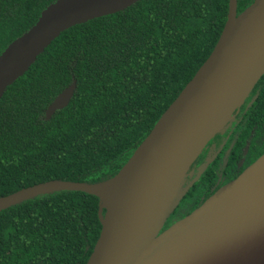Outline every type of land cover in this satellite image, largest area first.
I'll return each instance as SVG.
<instances>
[{
	"label": "trees",
	"instance_id": "trees-1",
	"mask_svg": "<svg viewBox=\"0 0 264 264\" xmlns=\"http://www.w3.org/2000/svg\"><path fill=\"white\" fill-rule=\"evenodd\" d=\"M57 1L0 0V55ZM253 2L238 0V13ZM228 9L229 0H138L63 31L0 97V197L50 180L113 178L209 57ZM74 81L69 104L46 118ZM232 116L237 156L251 136L260 157L264 73ZM224 151L200 163L188 193L202 188L203 197L192 208L224 175L216 167ZM101 207L94 194L53 190L1 209L0 264H87L102 231Z\"/></svg>",
	"mask_w": 264,
	"mask_h": 264
},
{
	"label": "water",
	"instance_id": "water-1",
	"mask_svg": "<svg viewBox=\"0 0 264 264\" xmlns=\"http://www.w3.org/2000/svg\"><path fill=\"white\" fill-rule=\"evenodd\" d=\"M136 1L58 0L51 4L42 12L36 24L0 55V97L63 31L115 13ZM237 5L238 0H229L225 26L209 57L161 115L126 164L113 178L95 183L108 182L122 172L131 177V215L140 236V240L128 242L117 255L104 254L96 264H220L227 257L235 258L239 264H264V195L244 187L245 176L254 162L238 177L217 189L199 207L163 229L178 202L176 196L191 163L206 143L223 129L264 70L255 76L247 92L230 113L223 114L225 122L205 140L189 162L170 200L160 204L156 199L157 179L174 143L190 126L198 124L204 111L212 109V100L219 93L217 88H223L224 82L232 79L231 70L235 67L246 29L255 24L260 33L264 32V0H254L241 13H238ZM75 88L76 81L56 96L46 110V118H51L56 110L69 104ZM49 183H55L56 186L30 194L0 210L53 190H79L99 196L93 191L95 184L50 180L22 188L0 199ZM103 207L99 210L102 231L87 264H92V257L100 242L104 250H110L112 246L106 222L109 214L106 207L105 215L102 214Z\"/></svg>",
	"mask_w": 264,
	"mask_h": 264
},
{
	"label": "bare ground",
	"instance_id": "bare-ground-1",
	"mask_svg": "<svg viewBox=\"0 0 264 264\" xmlns=\"http://www.w3.org/2000/svg\"><path fill=\"white\" fill-rule=\"evenodd\" d=\"M262 70H264V32L260 33L255 24H251L246 29L240 43L235 67L231 70L232 79L224 82L223 88L221 86L217 88L219 93L212 100V109L204 111L198 119V124L190 126L168 153L156 184V199L160 204H165L174 195L189 162L205 140L214 131L220 129L226 120L222 119L223 114L228 115L232 108L240 102L255 76ZM71 185L64 184V186ZM55 186V183H49L38 188L20 191L0 199V208L30 194ZM244 187L248 191H256L264 195V155L250 166L244 179ZM92 188L101 197L102 205L108 210L109 215L106 222L112 239L110 250H104L101 242L98 244L92 257V264H96L104 257V254L117 255L128 242L140 240V236L131 215L129 198L131 177L122 172L116 178L95 184ZM219 263L239 264L240 262L233 257H227Z\"/></svg>",
	"mask_w": 264,
	"mask_h": 264
},
{
	"label": "flooded vegetation",
	"instance_id": "flooded-vegetation-1",
	"mask_svg": "<svg viewBox=\"0 0 264 264\" xmlns=\"http://www.w3.org/2000/svg\"><path fill=\"white\" fill-rule=\"evenodd\" d=\"M234 120H235V117L232 116L230 120L226 123L225 127L219 132H217L214 135V137H212V139L206 144V148L203 152L204 154L202 155V158H199V160H196V162L192 164V167L188 171V174L184 182L185 183L184 185L187 186V190H186L187 192L184 193L183 197L180 199V201L182 199L188 200L190 203V206L188 208H179L183 204L182 202L179 201L178 202L179 205L177 204L178 206H176L175 209L171 212L170 216L168 217V220L172 216L176 215V213L178 212V209L185 212L183 216L180 217L179 219L188 215L190 212H192L195 209V208H192L193 205L195 204V201L199 197H203L202 188L193 190V192L191 193H188V191L192 187L193 180L197 178V173H199L200 170L202 169V167L199 165L204 159V157H205L206 164L212 163V161H214L219 156L221 151L225 149L224 154L222 155V157L219 158L218 164L216 166L218 167V169H222L223 171H225V173L224 175L221 173L217 181L212 184L213 192L209 194L208 197L211 196L221 186L227 184L228 182L238 177L247 167H249L253 162H255L258 159V157L254 158V156L258 152V146H255L253 149H250L251 148V142H250L251 136L249 137L248 141L242 148L241 155L239 157L237 156L236 143H237L238 134L237 133L232 134ZM208 197H206V199ZM179 219H176L174 222H176Z\"/></svg>",
	"mask_w": 264,
	"mask_h": 264
},
{
	"label": "rangeland",
	"instance_id": "rangeland-1",
	"mask_svg": "<svg viewBox=\"0 0 264 264\" xmlns=\"http://www.w3.org/2000/svg\"><path fill=\"white\" fill-rule=\"evenodd\" d=\"M225 127V126H224ZM223 127V128H224ZM222 130V129H221ZM185 180L183 181L182 180V184H181V186H180V188H179V191H178V197H177V199H176V201H179V199H180V197L181 196H183V194L185 193V191L187 190V186L186 185H184L185 183ZM180 202H182L183 204L179 207V208H188L189 206H190V203H189V201L188 200H186V199H182ZM178 205H179V203H177ZM177 205V206H178ZM185 212H183L182 210H180V209H178V212L176 213V215L175 216H172L169 220H167L166 221V223H165V225H164V228L165 227H169V225L170 224H173V222L176 220V219H179L180 217H182L183 216V214H184Z\"/></svg>",
	"mask_w": 264,
	"mask_h": 264
}]
</instances>
